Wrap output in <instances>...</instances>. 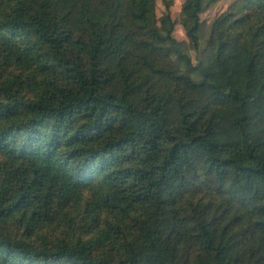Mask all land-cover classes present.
Listing matches in <instances>:
<instances>
[{
	"label": "trees",
	"instance_id": "trees-1",
	"mask_svg": "<svg viewBox=\"0 0 264 264\" xmlns=\"http://www.w3.org/2000/svg\"><path fill=\"white\" fill-rule=\"evenodd\" d=\"M156 1L0 0V264H264V0Z\"/></svg>",
	"mask_w": 264,
	"mask_h": 264
},
{
	"label": "rangeland",
	"instance_id": "rangeland-1",
	"mask_svg": "<svg viewBox=\"0 0 264 264\" xmlns=\"http://www.w3.org/2000/svg\"><path fill=\"white\" fill-rule=\"evenodd\" d=\"M184 0H174V3L170 7V16L175 21V27L173 35L178 41H182L186 44V47L191 55L192 62L196 63V54L194 49L191 46H188V38L185 35V32L179 22L180 8ZM231 8L235 10L237 15L250 14L249 20L251 22L259 15V12H253L251 7L247 5L246 0H217L214 4L207 6L201 13L200 18L203 21L202 24V37L200 40V48L204 47L205 44V35L209 32L211 21L215 16L225 11L226 9ZM163 12V4L160 0L156 1V14L160 16ZM249 23V22H247ZM192 77L196 80L200 79L201 75L197 69H194L191 73Z\"/></svg>",
	"mask_w": 264,
	"mask_h": 264
}]
</instances>
